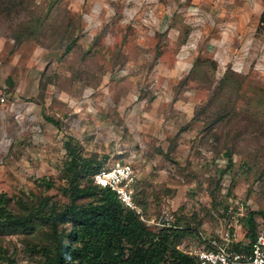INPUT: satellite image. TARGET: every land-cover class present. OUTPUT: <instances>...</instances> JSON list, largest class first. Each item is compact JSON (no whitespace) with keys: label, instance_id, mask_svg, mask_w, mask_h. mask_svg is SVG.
Here are the masks:
<instances>
[{"label":"rangeland","instance_id":"374dc122","mask_svg":"<svg viewBox=\"0 0 264 264\" xmlns=\"http://www.w3.org/2000/svg\"><path fill=\"white\" fill-rule=\"evenodd\" d=\"M34 1L37 37L13 39L22 8L0 14V197L11 211L69 203L74 137L97 164L133 165L145 218L169 214L188 232L181 250L248 246L243 219L264 227V0ZM49 242L42 221L0 227V264H38Z\"/></svg>","mask_w":264,"mask_h":264},{"label":"trees","instance_id":"16d2710c","mask_svg":"<svg viewBox=\"0 0 264 264\" xmlns=\"http://www.w3.org/2000/svg\"><path fill=\"white\" fill-rule=\"evenodd\" d=\"M1 7H6L8 16L14 12L19 14V8L26 12L24 18L27 16V21L13 37L17 42L39 35L37 26L41 15L34 0H0V14L5 11ZM67 34L62 45L68 54L73 50L75 40ZM48 120L58 125L54 119ZM65 149L67 183L62 189L70 199L65 206L45 208L41 205L27 216L17 217L8 206V199L0 197V227L28 225L33 220L42 221L49 227L52 243L41 248L43 257L38 264H199L197 257L179 248L180 240L188 233L186 230L178 226L158 227L142 221L119 201L114 192L94 184L93 175L104 165L84 157L76 138L70 137ZM227 157L232 165L230 153ZM40 182L49 188L59 187L58 183L46 179ZM87 198L89 202L81 203ZM136 202L139 205L137 199ZM243 221L251 242L248 246L232 243L230 247L234 252L250 253L251 243L259 231L253 213Z\"/></svg>","mask_w":264,"mask_h":264},{"label":"built area","instance_id":"2783aa9c","mask_svg":"<svg viewBox=\"0 0 264 264\" xmlns=\"http://www.w3.org/2000/svg\"><path fill=\"white\" fill-rule=\"evenodd\" d=\"M93 182L114 192L119 201L139 215L145 223L158 227H172V217L167 213L157 221H148L145 218L143 210L136 202L138 175L130 162L119 159L104 165L93 175ZM190 254L197 257L199 264H264V227L251 243L250 253L234 252L227 243L207 240L202 249Z\"/></svg>","mask_w":264,"mask_h":264}]
</instances>
